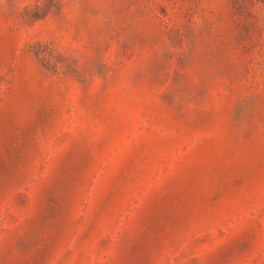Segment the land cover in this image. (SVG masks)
<instances>
[{"label":"rangeland","instance_id":"rangeland-1","mask_svg":"<svg viewBox=\"0 0 264 264\" xmlns=\"http://www.w3.org/2000/svg\"><path fill=\"white\" fill-rule=\"evenodd\" d=\"M0 264H264V0H0Z\"/></svg>","mask_w":264,"mask_h":264},{"label":"trees","instance_id":"trees-1","mask_svg":"<svg viewBox=\"0 0 264 264\" xmlns=\"http://www.w3.org/2000/svg\"><path fill=\"white\" fill-rule=\"evenodd\" d=\"M203 9V11L205 10V8H202Z\"/></svg>","mask_w":264,"mask_h":264}]
</instances>
